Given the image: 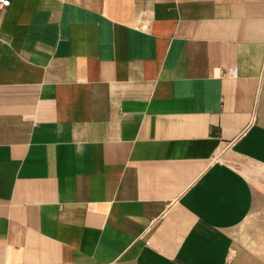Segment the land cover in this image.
I'll return each instance as SVG.
<instances>
[{
	"label": "crops",
	"instance_id": "obj_1",
	"mask_svg": "<svg viewBox=\"0 0 264 264\" xmlns=\"http://www.w3.org/2000/svg\"><path fill=\"white\" fill-rule=\"evenodd\" d=\"M8 1L0 264H264V0Z\"/></svg>",
	"mask_w": 264,
	"mask_h": 264
},
{
	"label": "built area",
	"instance_id": "obj_2",
	"mask_svg": "<svg viewBox=\"0 0 264 264\" xmlns=\"http://www.w3.org/2000/svg\"><path fill=\"white\" fill-rule=\"evenodd\" d=\"M10 6V1L8 0H0V10L6 8ZM230 257L232 256V254L229 255Z\"/></svg>",
	"mask_w": 264,
	"mask_h": 264
},
{
	"label": "rangeland",
	"instance_id": "obj_3",
	"mask_svg": "<svg viewBox=\"0 0 264 264\" xmlns=\"http://www.w3.org/2000/svg\"><path fill=\"white\" fill-rule=\"evenodd\" d=\"M235 166H236L237 169H239L240 171H242V169H243V167H242L243 164H242L241 162L237 163Z\"/></svg>",
	"mask_w": 264,
	"mask_h": 264
}]
</instances>
